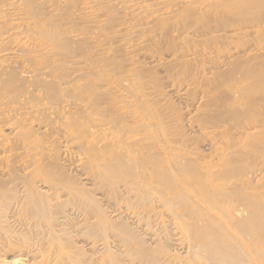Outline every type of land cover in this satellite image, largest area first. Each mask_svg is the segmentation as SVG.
<instances>
[{
  "label": "bare ground",
  "instance_id": "obj_1",
  "mask_svg": "<svg viewBox=\"0 0 264 264\" xmlns=\"http://www.w3.org/2000/svg\"><path fill=\"white\" fill-rule=\"evenodd\" d=\"M0 264H264V0H0Z\"/></svg>",
  "mask_w": 264,
  "mask_h": 264
}]
</instances>
